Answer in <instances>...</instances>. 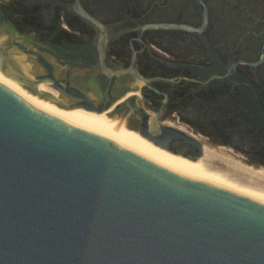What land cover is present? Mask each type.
Listing matches in <instances>:
<instances>
[{
  "label": "water",
  "instance_id": "1",
  "mask_svg": "<svg viewBox=\"0 0 264 264\" xmlns=\"http://www.w3.org/2000/svg\"><path fill=\"white\" fill-rule=\"evenodd\" d=\"M74 9L98 27L103 64L104 26L79 0ZM17 36L0 26V70L26 92L57 109L113 107L99 102L84 72L64 81L66 67ZM159 114L140 135L199 165L202 144L161 126ZM110 128L121 135L64 122L0 83V264H264V201L128 141L121 129H136L131 122Z\"/></svg>",
  "mask_w": 264,
  "mask_h": 264
},
{
  "label": "flooded vegetation",
  "instance_id": "2",
  "mask_svg": "<svg viewBox=\"0 0 264 264\" xmlns=\"http://www.w3.org/2000/svg\"><path fill=\"white\" fill-rule=\"evenodd\" d=\"M75 2L0 0V26L35 40L64 81L84 72L102 105L125 103L111 116L140 130L160 113L264 167V0H79L105 28V72L99 29Z\"/></svg>",
  "mask_w": 264,
  "mask_h": 264
},
{
  "label": "bare ground",
  "instance_id": "3",
  "mask_svg": "<svg viewBox=\"0 0 264 264\" xmlns=\"http://www.w3.org/2000/svg\"><path fill=\"white\" fill-rule=\"evenodd\" d=\"M0 83H2L6 87H8L10 90L15 92L17 95H19L22 99H24L26 102H28L30 105H32L36 109L42 112H45L51 116H54L64 122L70 123V124H74V125L81 126V127L92 128L98 131L108 132L112 134L113 136H120L121 135L120 132L114 131L113 129H111L110 124L113 122L122 123L125 125L130 123V115H128L127 113H123V114L121 113L122 115H124L122 119L121 117H117V118L110 117L109 115L113 112L114 107H112L111 109L103 113H96L93 111L85 110L83 108L63 110V109H57V108L50 107L45 102H42L39 99H37L34 96V94L26 92L19 83L5 76L1 72V70H0ZM38 89L43 92L50 93L57 99L59 98L58 92L54 91L48 85L40 84ZM129 96H132V93ZM169 127L175 128L170 125ZM121 131L128 141L135 142L137 144L144 146L146 149H148L158 158L166 161L167 164L176 165L183 171L196 174L198 176H201L209 180L216 181L228 187L229 189L234 190L244 196L264 201V189L263 188L241 184L231 178L224 177L221 174L208 169L205 164H202L203 159H206L207 157L206 147H203V156H202L201 163L199 165H196L193 162L189 161L188 159H185L176 154L170 153L154 145L152 142H150L149 140L141 136L137 129H133V130L121 129ZM180 131H182V129ZM258 174H259L258 175L259 177L264 178V169L260 170Z\"/></svg>",
  "mask_w": 264,
  "mask_h": 264
},
{
  "label": "rangeland",
  "instance_id": "4",
  "mask_svg": "<svg viewBox=\"0 0 264 264\" xmlns=\"http://www.w3.org/2000/svg\"><path fill=\"white\" fill-rule=\"evenodd\" d=\"M17 37L23 41L30 40H26L19 35ZM58 95L60 96L59 92ZM119 116L124 117L122 114H119ZM165 124L182 129L186 134L194 136L202 144V147H206L207 157L203 159L202 164H205L208 169L241 184L264 189V178L258 176V172L264 167L251 164L250 158L246 154L230 147L214 145L206 136L192 131L191 128L177 121L167 120Z\"/></svg>",
  "mask_w": 264,
  "mask_h": 264
}]
</instances>
